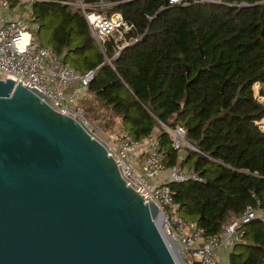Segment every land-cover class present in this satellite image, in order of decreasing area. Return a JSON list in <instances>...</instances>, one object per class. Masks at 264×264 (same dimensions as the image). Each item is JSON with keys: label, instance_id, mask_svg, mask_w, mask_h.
<instances>
[{"label": "trees", "instance_id": "16d2710c", "mask_svg": "<svg viewBox=\"0 0 264 264\" xmlns=\"http://www.w3.org/2000/svg\"><path fill=\"white\" fill-rule=\"evenodd\" d=\"M69 1L121 12L133 24L128 44L99 46L82 7ZM32 12L35 38L78 72L96 71L86 88L73 85L109 112L107 125L118 118V132L137 138L157 130L167 166L181 162L205 177L166 182L186 219L216 234L255 197L264 207V0H33ZM82 107L89 118L97 108ZM159 120L185 125L202 153L188 149L183 158ZM245 237L229 264H264V220L248 223Z\"/></svg>", "mask_w": 264, "mask_h": 264}, {"label": "water", "instance_id": "95a60500", "mask_svg": "<svg viewBox=\"0 0 264 264\" xmlns=\"http://www.w3.org/2000/svg\"><path fill=\"white\" fill-rule=\"evenodd\" d=\"M157 216L83 121L0 79V264H177Z\"/></svg>", "mask_w": 264, "mask_h": 264}, {"label": "built area", "instance_id": "2783aa9c", "mask_svg": "<svg viewBox=\"0 0 264 264\" xmlns=\"http://www.w3.org/2000/svg\"><path fill=\"white\" fill-rule=\"evenodd\" d=\"M222 2V0H167L168 4L191 2ZM24 2V3H23ZM91 31L103 48L107 41H123L120 49L128 44L125 33L133 24L126 20L121 12L108 15L96 10L87 11L79 2ZM33 0H0V79L20 78L33 84L55 105L83 121L90 130L116 155L122 173L137 187H142L150 199L157 204L158 216L162 220L167 244L177 264H220L214 251L221 246L233 247L246 242L245 232L248 223L255 219L264 220V207L259 197L246 205L244 212L225 225L216 234H207L204 226L193 219H186L180 211L181 202L172 193L168 181L197 180L205 177L195 169L176 162L167 166L168 151L157 130L139 138L127 131L117 133L112 140L100 136L92 129L75 88L65 92V87L78 81L86 88L94 78L96 71L78 72L70 64L63 63L62 57L50 45L41 44L33 32L40 25L32 10ZM18 7V8H17ZM17 8V9H16ZM31 12V13H30ZM119 51L116 53V55ZM160 121V120H159ZM161 128L168 133L173 146L183 157L188 149L202 153L187 135L183 124L169 125L160 121ZM140 171H139V170ZM162 171H166L162 175Z\"/></svg>", "mask_w": 264, "mask_h": 264}, {"label": "rangeland", "instance_id": "374dc122", "mask_svg": "<svg viewBox=\"0 0 264 264\" xmlns=\"http://www.w3.org/2000/svg\"><path fill=\"white\" fill-rule=\"evenodd\" d=\"M14 2V0H13ZM17 2L19 3V0H17ZM16 2V3H17ZM24 3V2H23ZM76 5H79V3H75ZM18 8V7H17ZM16 8V9H17ZM32 11V10H31ZM31 13V12H30ZM39 28V27H38ZM38 28L34 30L33 34L37 33L38 31ZM93 34V33H92ZM35 36V35H34ZM95 37V36H94ZM37 39V38H36ZM38 40V39H37ZM39 41V40H38ZM40 42V41H39ZM98 42V41H97ZM41 43V42H40ZM42 44V43H41ZM99 44V43H98ZM100 46V44H99ZM75 82H71L70 84H68L64 89H65V92H69V91H72L74 90V84ZM260 86L257 84L256 85V89H258ZM87 94L89 97L87 98V101H83V96ZM86 95V96H87ZM261 100H264V95L260 97ZM80 102L82 104V106H88L90 103L93 104L94 106H96L97 108L92 112H90V122H91V127L93 130H95L100 136H104L105 138L109 139V140H112L114 136H116L117 133H120L118 131H121L123 130L122 129V123H121V120L118 119V118H115V124H106V122L108 121V119L110 118V114L109 112H107V114H105V108L104 107H101L98 106L99 103L97 101H94L93 100V97L91 98V95L88 93V92H85V89H82V91L80 92ZM85 108V107H84ZM102 110V111H101ZM104 122V123H102ZM261 123H262V126L264 128V118H262L261 120ZM186 157V156H184ZM183 157V158H184ZM195 158V157H194ZM139 170V169H138ZM140 171V170H139ZM157 222L159 224V227L161 230H164V227H163V223H162V220L159 219L157 217ZM217 250L214 251V254L215 256L218 258V254H217Z\"/></svg>", "mask_w": 264, "mask_h": 264}, {"label": "crops", "instance_id": "0c3cea01", "mask_svg": "<svg viewBox=\"0 0 264 264\" xmlns=\"http://www.w3.org/2000/svg\"><path fill=\"white\" fill-rule=\"evenodd\" d=\"M161 173L162 175H164L166 171H162ZM231 248L232 247L223 245L217 250L218 259L220 261V264H229V253H230Z\"/></svg>", "mask_w": 264, "mask_h": 264}, {"label": "bare ground", "instance_id": "6f19581e", "mask_svg": "<svg viewBox=\"0 0 264 264\" xmlns=\"http://www.w3.org/2000/svg\"><path fill=\"white\" fill-rule=\"evenodd\" d=\"M160 219V217H158Z\"/></svg>", "mask_w": 264, "mask_h": 264}]
</instances>
